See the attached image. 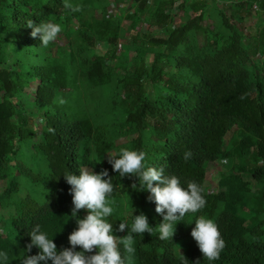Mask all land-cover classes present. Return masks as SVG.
Segmentation results:
<instances>
[{
  "label": "trees",
  "instance_id": "1",
  "mask_svg": "<svg viewBox=\"0 0 264 264\" xmlns=\"http://www.w3.org/2000/svg\"><path fill=\"white\" fill-rule=\"evenodd\" d=\"M115 1L122 4L112 15L109 0H70L79 12L65 9L64 0H0V208L7 213L0 217V251L7 264L38 254L36 247L25 251L35 226L58 252L71 247L77 223L64 176L83 169L107 170L112 178L107 219L114 235H127L141 213L153 228L162 222L137 178L112 171L108 159L122 148L145 152L147 167H163L184 188L197 183L207 202L185 215L172 240L133 234L134 253L121 245L126 264H184L182 257L187 264H264V0ZM252 17L257 22L246 35L239 25ZM29 21L60 24L67 46L43 47ZM144 82L156 89L153 96ZM241 84L255 97L249 114L239 105L246 98L237 93ZM123 92L129 105L120 109ZM228 129L234 137L225 144ZM226 159L218 192L205 191L208 167ZM200 216L212 219L225 241L216 261L203 258L190 235ZM121 222L128 230H115Z\"/></svg>",
  "mask_w": 264,
  "mask_h": 264
},
{
  "label": "clouds",
  "instance_id": "2",
  "mask_svg": "<svg viewBox=\"0 0 264 264\" xmlns=\"http://www.w3.org/2000/svg\"><path fill=\"white\" fill-rule=\"evenodd\" d=\"M63 7L72 12L81 11L80 6L73 5L70 0H64ZM27 26L32 29L31 36L33 38L38 37L41 45L45 48L54 42L63 30L60 24L53 22H40L38 25H33L32 21H29ZM97 51L100 50L97 49ZM122 53L123 50L119 46L117 55L121 56ZM165 71L168 73V68ZM165 79H167V74ZM144 84L147 94L153 96L156 89L150 84L148 85L147 82ZM237 93L240 97L246 96L245 99L240 98L239 105L244 113L249 114L255 97L253 95L251 97V92L246 84H241ZM3 97L4 94L1 93L0 104L3 103L1 101ZM125 101L126 94L123 92L121 99L115 105L120 109L126 108V106L128 108L129 104ZM242 127L246 132L249 131L245 126ZM240 128L241 126L237 125L234 128L235 132L239 131ZM234 130L228 129L225 132L222 143H231ZM49 131L54 130L49 129ZM228 136L229 138H227ZM240 139L239 143L245 141V137ZM192 156L191 151H186L183 154L185 160L191 159ZM145 159L146 153L143 151L122 148L119 158L109 157L108 163L111 164L112 171L118 173L121 178L125 176L135 177L142 189L151 193L150 198L156 205L155 212L163 218L159 225L155 228L151 227L147 216L141 213L134 216L131 229L127 231V235L123 238L114 235L113 224L107 219L114 212V208L111 206V198L114 192L112 178L109 177L107 170L95 173L90 168L83 169L79 171V176L71 173L64 176L66 183L71 186L69 192L73 205L71 216L76 217L77 223V228L68 237L71 247L58 252L53 238L49 239L44 232L40 231L39 226H35L29 233L31 242L26 245L25 251L31 252L32 248L36 247L39 252L36 255L25 256L22 264H49V262L51 264H126V257L121 252V245L124 252L134 253L133 234L142 236L144 233L153 235L155 232L159 234L158 238L162 241L172 240L176 225L183 220L185 215L197 213L206 206L204 190L195 182H189L187 188H184L178 177L166 176L163 167L159 169L147 167ZM221 163L227 164V159L221 160ZM104 165L105 162L103 161L101 167ZM80 210L86 212L83 218L77 216ZM2 211L4 212V210ZM134 211L135 209H133ZM125 229L128 230L127 223L121 222L115 230L124 232ZM190 235L196 242L203 258L210 262L220 258V254L225 248V241L217 224L212 219L200 216L196 219L195 227ZM77 247L80 251L75 250ZM182 258L184 264H187V260ZM8 259V253L0 251V264H7Z\"/></svg>",
  "mask_w": 264,
  "mask_h": 264
},
{
  "label": "rangeland",
  "instance_id": "3",
  "mask_svg": "<svg viewBox=\"0 0 264 264\" xmlns=\"http://www.w3.org/2000/svg\"><path fill=\"white\" fill-rule=\"evenodd\" d=\"M109 1H110V6L107 9H109V11H110V13L112 15H115L116 12H118V10L121 8V4L122 3H117L115 0H109ZM177 2H182V0H177ZM232 8H237L238 9L237 6L236 7H232ZM94 13H95L94 17H96V18H100L101 17V13H99V11L97 9L94 10ZM253 16H255V15H253ZM178 22L180 23L181 21H178ZM256 22H257V18L256 17H252L249 20H247L244 25H239V23H238V25L241 27L243 33H245L246 35H249L251 33L250 31H253ZM125 24H128V22H125ZM204 24L205 25H212V22L211 21H207ZM54 44L57 45L58 47H66L67 46L62 37H58L54 41ZM97 49L100 50L101 53H103V51L106 50V47L103 46L102 43H98L97 44ZM254 62H255V64H258V60L254 61ZM37 88H38V85H34L29 90V92L34 93V92H36ZM96 108H97L96 102L92 101L90 109H89L90 114L94 113V110ZM34 123L38 124L39 123V119H34ZM227 138H229V136ZM125 142H127V139H121V140L118 141V143H125ZM224 165H226V163L223 164V163H221V161L213 162V163L210 164V166L208 167V170L206 172V177H205V183H204L205 191H209L210 193L218 192L219 181L221 179V173L227 171V168ZM250 181H252L251 182V187L253 189H257L258 185L254 181V179H252V180L250 179ZM34 199H36V198H34ZM29 203H34V201L32 199H30ZM6 215H7V213H4L0 209V217L6 216ZM5 235L9 236L10 234L7 233Z\"/></svg>",
  "mask_w": 264,
  "mask_h": 264
}]
</instances>
